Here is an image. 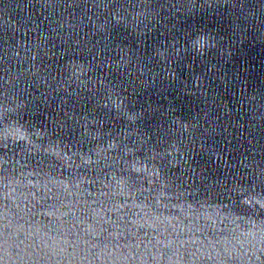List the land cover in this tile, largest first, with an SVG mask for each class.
<instances>
[{
	"label": "water",
	"instance_id": "1",
	"mask_svg": "<svg viewBox=\"0 0 264 264\" xmlns=\"http://www.w3.org/2000/svg\"><path fill=\"white\" fill-rule=\"evenodd\" d=\"M264 190V0H0V264H124Z\"/></svg>",
	"mask_w": 264,
	"mask_h": 264
}]
</instances>
